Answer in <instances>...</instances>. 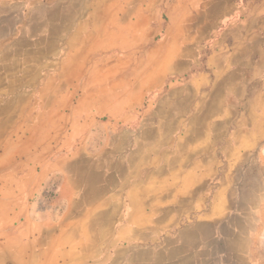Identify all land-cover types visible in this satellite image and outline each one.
I'll use <instances>...</instances> for the list:
<instances>
[{"label":"crops","instance_id":"obj_1","mask_svg":"<svg viewBox=\"0 0 264 264\" xmlns=\"http://www.w3.org/2000/svg\"><path fill=\"white\" fill-rule=\"evenodd\" d=\"M0 264H264V0H0Z\"/></svg>","mask_w":264,"mask_h":264}]
</instances>
